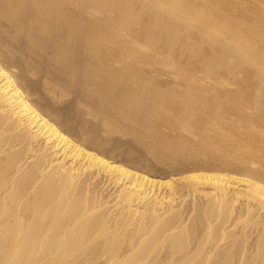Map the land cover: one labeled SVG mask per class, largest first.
Masks as SVG:
<instances>
[{
	"label": "bare ground",
	"instance_id": "obj_1",
	"mask_svg": "<svg viewBox=\"0 0 264 264\" xmlns=\"http://www.w3.org/2000/svg\"><path fill=\"white\" fill-rule=\"evenodd\" d=\"M0 264H264V0H0Z\"/></svg>",
	"mask_w": 264,
	"mask_h": 264
},
{
	"label": "rangeland",
	"instance_id": "obj_2",
	"mask_svg": "<svg viewBox=\"0 0 264 264\" xmlns=\"http://www.w3.org/2000/svg\"><path fill=\"white\" fill-rule=\"evenodd\" d=\"M10 48H11V54H12L11 55L12 65L15 67V71H17V74L22 73L19 76L18 79L21 82L24 83V84L23 83L22 84L25 85L27 87V89L29 88V91L33 95L32 97H35V98H33V99H35V101L36 100L37 101L38 100L39 101L40 100L42 101V102L41 101L40 102L39 101L38 102L36 101L39 105H40V103H42V105L43 104H46L43 107H42V105H40L42 108L46 107V110L47 111L45 110V108L43 110L46 111L47 113H49L50 115H52L53 117H55V119H57V121L60 122V120L57 118V115L62 110H64V112H65L66 110H69L70 107H72V104H73L72 103L73 102L72 98L77 94V90L75 92L76 87H73V85L71 86L70 84H68L66 87L61 86L62 89L69 90L67 92H70V93H67V95H65V97L63 96L62 98H59V99H57L54 102V100L51 99V94L50 95L48 94L50 92H48L46 88H47V86L49 85L50 82H52L54 79H58V76H57L56 73H54V71L53 72L51 71L52 72L51 73L50 71L47 72V70H45L46 69L45 68V63H46L45 60L47 59V57L45 59L44 58H40V59L35 58L34 55L28 53L27 51H23L22 52L18 48V44L10 45ZM29 63H32L33 64V67H32L33 69H29L28 68ZM69 103L71 104V106H70ZM83 104H84V102H83ZM83 104L82 105H78V106L79 107H82V106H84ZM85 104H88V103H85ZM66 106H69V108H67ZM55 111H56V113H55ZM73 111L76 112L75 113L76 115L74 114ZM71 113H73V114H71V115L68 116V117L72 116L71 117V120H69L70 118H68L69 125H67V126L65 125L64 126V124H62V122H60V123H61V126L62 127L64 126L65 128H67L69 126L66 130L67 131L69 130V132H71V134H73V132H74L73 126L77 122V120L79 119L78 118V115L80 113L78 114V111L73 110V109H72V112ZM88 119H90V118L88 117ZM91 120L92 119L89 120L90 122L87 120L88 121V124L89 123L91 124ZM97 120H98V118L95 119L94 121H97ZM70 121H71V123H70ZM94 121L92 123H94ZM72 122H74V123H72ZM103 134L105 135V133L101 132V135H103ZM73 135L76 136L75 135V132H74ZM107 135H105L104 137H106ZM107 139H109L110 141L113 140L112 142L115 141L117 143V147L118 148L116 147V149H115V152L116 151L117 152L116 153L114 152L117 158H122L123 155H125V153L123 152V151H127L125 149L132 148L133 149V155H134L133 157L136 160V161L134 160L135 163L138 162V164L141 165L142 167H146V168H149V169L151 167V170H153L154 172L156 171L157 173H159V171L160 172H162V171L164 172V171H167L168 170V169L165 170L164 165H162V164H156L153 161L151 155H149L148 153H146V151L143 150V147L141 146V144L138 143V142L136 143L134 137L131 134L130 135H126V134H123L122 135L120 133L111 132V133H109ZM117 149H119V150H117ZM117 153H119V154H117ZM126 157L127 156H125L123 158H124V160L128 161L127 160L128 158L126 159ZM107 191L108 190L106 189L104 192H107Z\"/></svg>",
	"mask_w": 264,
	"mask_h": 264
}]
</instances>
